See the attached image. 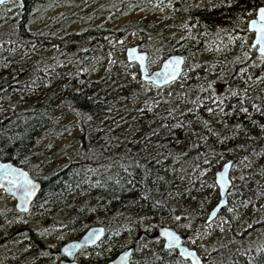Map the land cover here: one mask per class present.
Segmentation results:
<instances>
[{
	"label": "trees",
	"instance_id": "1",
	"mask_svg": "<svg viewBox=\"0 0 264 264\" xmlns=\"http://www.w3.org/2000/svg\"><path fill=\"white\" fill-rule=\"evenodd\" d=\"M74 1L78 5L80 0ZM49 2L19 0L0 6V149L4 153L0 160L24 168L33 178L40 176L35 178L41 188L30 213L36 215L37 224L66 231L58 244L79 238L91 226L105 227L104 238L76 256L79 263L105 264L133 247L132 264H189L175 251L162 250L158 239L156 253L150 256L139 249L135 232L151 221L165 225L175 216L186 219L189 197L201 196L203 189L218 197L213 177H202L200 170L207 165L215 169L235 153L249 161L245 183L258 186L257 175L264 173V82L255 77L264 76V66L256 52L245 60V51L251 48L245 21L254 17L264 0H96L85 17L65 15L34 29L37 9ZM141 6L172 13L179 38L161 53L185 59L179 80L166 87L171 94L158 100L142 99L112 70L108 76L92 78L89 69L94 48L107 50L110 40L119 35L95 22L102 17L115 21ZM185 21L195 27L181 28ZM73 22H80L79 30L64 31ZM64 62L71 68L63 70ZM240 68L246 72L237 75ZM125 70L144 90H159L140 80L135 64H127ZM229 90L238 95L230 96ZM217 94L214 104L211 97ZM219 97L225 98L223 102ZM241 99L246 113L240 111ZM136 102L141 106L121 111L122 104ZM66 111L76 116L82 132L77 157L39 175L33 150L64 126ZM98 120L102 122L96 124ZM233 188L229 196L237 192ZM263 191L256 194L258 201L247 197L246 208H258L249 224L238 229L226 210L221 213L230 220L231 238L213 241L212 264H264ZM16 214L13 209L0 214V264H45L37 256L44 248L37 231L30 232L20 246L5 243L8 236L2 225ZM150 233L144 230L141 237ZM50 247L52 256L60 258ZM24 248L32 249L28 258L18 255Z\"/></svg>",
	"mask_w": 264,
	"mask_h": 264
},
{
	"label": "rangeland",
	"instance_id": "2",
	"mask_svg": "<svg viewBox=\"0 0 264 264\" xmlns=\"http://www.w3.org/2000/svg\"><path fill=\"white\" fill-rule=\"evenodd\" d=\"M95 1L96 0H80L79 4L76 5L74 0H50L49 3H46V5L37 9L32 27L34 29H39L48 25L51 21L65 15L76 14L85 17L94 10ZM97 1L99 3L107 2V0ZM95 24L114 30L118 32L119 35L118 38L110 40V47L107 50L94 48L89 62V69L92 78L108 76L109 71L112 70L116 75H119L126 84L139 91L142 99L150 98L158 100L159 96L171 94V91L167 88L159 90H144L143 87L135 81L133 76L125 70L127 63L124 57V51L127 47L136 44H139L141 50L144 51H147L146 48H151L152 51L149 53V68L151 70L157 69L163 60L161 57L162 59L160 63L156 64L157 58L164 55V53H161L163 51L162 48L164 46H172L174 41L179 38L176 27L177 21L172 13L161 9H150L141 6L115 21H112L107 17H102L97 20ZM79 28L80 22H73L64 28V31L69 33L79 30ZM143 37L148 39L146 40L147 42H143ZM251 39L252 35L249 34L248 41L251 42ZM143 43H146L145 45L147 46H144ZM46 55H49L48 50H46ZM62 67L63 70L71 68L70 64L67 62H64ZM177 87L175 86L174 90ZM139 106H141L140 102L125 103L122 104L120 108L122 109V112H126L131 107ZM101 122L102 120H98L96 124ZM81 134L82 132L80 131L76 116L66 111L64 126H60L56 129L55 135L44 139L40 145L33 150V154L35 155L33 164H37V173L44 176L47 173L54 172L62 166H65L70 160L76 159L77 149L79 147V137ZM231 158L236 160V164L230 172V180L232 182V188L234 186L237 187V192H231V195L229 196V205L226 211L234 220L235 227L239 229L244 224H249L253 219L252 217H254V213L258 210L257 207V210L254 209L255 207L246 208V204H250L248 199L258 201L259 198H256V194L259 192L261 193V191L264 190V173H256L258 174L257 179H260L259 182H255L258 186H256L253 181L251 183H245V179L248 176L247 170L249 161L243 159L241 155L237 153ZM207 166L203 169L205 174L202 177L205 178V175H211V177H213L215 171L219 167L213 169L212 167ZM39 177L40 176L36 175L34 178L37 179ZM201 192V196L197 198L192 196L189 197V216H187L186 219H172L165 223V225L173 227L177 231L186 235V244L190 248L195 249L198 254L205 259V264H212L215 261V258L211 256L213 241L218 240L223 243L228 242L231 238V224L229 218L222 215L210 224L204 223L209 210L216 204L218 197H213L214 195L209 188L203 189ZM240 192L244 195L243 197L239 194ZM247 197L249 198L247 199ZM10 209H13L14 211V201L0 192V214ZM228 209H232V211H229ZM256 218L259 220L261 217L256 216ZM5 220L6 221L2 226L7 230L8 240H5L7 245L20 246L28 240L30 232L37 231L39 237L44 241L43 252L37 253V256L42 257L45 264H59L60 258L56 259L52 256L53 253L50 252V246L57 251L59 247L65 243L58 244L59 242H57L60 241L61 237L66 233L63 228L50 227L47 224H37L36 215L31 213L27 217L16 214L14 219ZM147 224L148 223H146L144 228L142 226L139 227L135 233L147 230ZM149 235L151 236V233ZM150 236L147 238L142 237L138 243V247L139 249L148 252L150 256H153L156 253L154 251L155 239ZM0 237L3 239L1 233ZM46 245L49 247H46ZM31 250V248H24V250L18 255L19 257L25 256L26 258ZM58 256L60 257V255ZM22 264H32V262L26 261L22 262Z\"/></svg>",
	"mask_w": 264,
	"mask_h": 264
},
{
	"label": "snow or ice",
	"instance_id": "3",
	"mask_svg": "<svg viewBox=\"0 0 264 264\" xmlns=\"http://www.w3.org/2000/svg\"><path fill=\"white\" fill-rule=\"evenodd\" d=\"M4 0H0V3H3ZM154 7L156 5H153ZM255 18L250 21H245L247 23V31L254 33V45H257L255 49L249 48L245 51V60L248 59L249 53H255L258 52L259 56L258 59L260 60V66H264V6H261L254 10ZM251 15V13H249ZM192 27H195V25H189L187 21H185L183 24H181V28H186L189 31ZM185 37H181V39H184ZM229 39H232V36L229 35ZM241 47H244L243 43L241 44ZM135 49H130L128 51L129 57H133V54L135 53ZM136 60L140 61V73L144 77V79L149 82L150 84H155L157 87L161 85H166L175 79L178 78V76L181 74L182 69L180 67L181 63L183 62V58L179 59H172V60H166L163 62V65L161 69L158 72L149 74L147 72V63H146V57L144 55L135 56ZM255 66V65H254ZM246 72L245 68H240L237 75L243 74ZM133 78L135 79V75H133ZM248 80H253L252 76L247 77ZM256 81H262L264 82V76H256ZM208 89L212 88V84H208ZM203 91V89H202ZM229 95L232 97H236L238 93L234 90H229ZM225 98L219 97V101L223 102ZM212 103L216 104L218 102V94L211 97ZM243 99H241V106L240 111L246 113L247 109L243 107ZM195 103V102H194ZM252 107L260 110L257 105L252 104ZM151 110V109H149ZM142 111V110H141ZM209 112L212 111L211 108L208 109ZM223 109H221V112ZM79 115V113H77ZM86 119H91L90 116H86ZM182 125H174V127H180ZM237 128L240 127V125H236ZM51 147V146H49ZM4 154L3 149H0V155ZM160 161H157L159 163ZM204 163L210 164L209 160H205ZM199 167V166H198ZM225 168L228 167V165H224ZM195 171V170H194ZM204 170H200V175L203 176ZM242 178V177H241ZM202 185L212 187L211 184H206L205 181H201ZM215 184H219L221 186H224L227 184V181L224 179L223 173L216 174L215 178ZM0 188L4 190L5 193H10L16 199L19 201V203L16 205L17 208L21 209L22 211L27 212L29 210V203L32 201V198L36 195V188L37 184L29 175L28 172L22 170L21 168L13 166L12 163H0ZM229 211H232V209H228ZM218 213L213 210L210 215L209 219H212L214 216H216ZM175 220H181V216H175ZM151 227V226H149ZM102 230H96V231H90L89 234L85 237L86 243H95L97 239H99L100 233ZM165 240L163 244V249L175 251L176 249H179L180 255L182 256H190L193 259V264H200V261L196 259L195 253L191 252L181 246V240L177 233H175L173 230L168 228H162L159 233ZM62 239V237H61ZM77 248H83V245L78 242H72L67 244L63 249V253L66 257L70 256L73 252V250ZM259 251V249H258ZM129 256V252L125 251L119 258L120 260H125Z\"/></svg>",
	"mask_w": 264,
	"mask_h": 264
},
{
	"label": "water",
	"instance_id": "4",
	"mask_svg": "<svg viewBox=\"0 0 264 264\" xmlns=\"http://www.w3.org/2000/svg\"><path fill=\"white\" fill-rule=\"evenodd\" d=\"M11 1H19V0H4L3 3H0V6L5 4V3H8V2H11ZM255 18V15L252 19ZM250 19V20H252ZM249 20V21H250ZM246 30H247V26H246ZM248 33L252 34V40H251V48L252 49H255L256 47H258L257 45H254L253 41H254V33L253 32H249L247 31ZM130 49H135V53L133 54V57H129L128 55V51ZM257 55L259 56V53L256 52ZM139 55H144L147 59H146V63H147V72L149 74H152V73H155V72H158L162 65H163V62L166 61V60H172V59H179V58H183V62L181 63L180 67L182 69V72H183V67H184V63H185V59L182 55H179V54H173L172 52H166L164 55H163V60L161 61L160 63V66L157 68V69H154V70H150V68L148 67V60H149V54L146 52V51H142L140 50V45L139 44H136L134 46H131V47H127L125 49V52H124V56H125V60L128 64H135L137 67H138V71L140 69V61L139 60H136L135 59V56H139ZM182 72L181 74L178 76L177 79H175L174 81L166 84V85H161L159 87H157L155 84H151L152 86L156 87V88H164V87H167L169 85H171L172 83L176 82L180 76L182 75ZM139 78L140 80L143 82V83H147V84H150L149 82H147L144 77L141 75L140 71H139ZM12 163L10 161H4V160H0V163ZM236 161L234 159H229L227 161H225L223 164L220 165V167L215 171L214 173V184H215V178H216V174L218 173H223V176H224V179L227 181V184H225L224 186H221L219 184H215L216 188H217V193H218V200L216 202V204L209 210L208 214H207V217L206 219L204 220V223L205 224H210L212 223L214 220H216L221 213H223L227 208H228V205H229V201H228V195H229V192L232 188V182L230 180V172H231V169L233 168V166L235 165ZM13 164V163H12ZM224 165H228L227 168L224 167ZM13 166L15 167H18V168H21L22 170L28 172L27 170H25L24 168L20 167V166H17V165H14ZM30 175V174H29ZM31 177V175H30ZM32 178V177H31ZM33 179V178H32ZM34 181L36 182L37 184V188H36V195L32 198V201H30L29 203V210L27 212L25 211H22L21 209L17 208L16 205L19 203V201L16 199V197H14L12 194L10 193H5L4 190L2 188H0V191L3 192L6 196L8 197H11L15 204H14V208H15V211L19 214H28L30 212V209H31V204L33 203L34 199L37 197L39 191H40V188H41V184L39 181L35 180ZM215 210L218 214L216 216H214L212 219H209V215L210 213ZM148 228L152 231V235L151 237L154 238V239H159V240H162L163 244L165 242L164 238L159 234L160 233V230L162 228H168V229H171L173 230L175 233H177L180 237V240H181V246L191 252H194L195 253V256H196V259L200 261V264H204V261L202 259V257L198 254V252L193 249V248H190L185 242L187 240V236L184 235L183 233L177 231L175 228L173 227H169V226H166V225H161L160 223H158L157 221H151L147 224ZM151 226V227H149ZM96 230H102L101 233H100V236H99V239H97L95 241V243H86L85 242V237L89 234L90 231H96ZM105 236V227L104 226H101V225H96V226H91L89 227L79 238L77 239H72L68 242H66L65 244H63L59 249H58V254L62 257H64L63 260H61L59 262V264H79L75 261V256L83 249H90L92 247H94L95 245H97ZM141 237V233H138L136 235V239L139 240ZM72 242H78V243H81L83 245V248H77L75 250H73L72 254L68 257L65 256V254L63 253L62 249L69 243H72ZM162 248H163V245H162ZM164 251H170V250H166V249H163ZM125 251H128L129 252V256L125 259V260H120V256L125 252ZM178 257L180 259H182L183 261H187L189 264H193V259L192 257L190 256H182L180 255V252H179V249H176L175 250ZM132 252H133V247H127L125 249H123L121 252H119L117 254V256L111 260V261H108L106 264H130V259H131V256H132Z\"/></svg>",
	"mask_w": 264,
	"mask_h": 264
},
{
	"label": "flooded vegetation",
	"instance_id": "5",
	"mask_svg": "<svg viewBox=\"0 0 264 264\" xmlns=\"http://www.w3.org/2000/svg\"><path fill=\"white\" fill-rule=\"evenodd\" d=\"M18 215V214H17ZM21 216H23V215H21ZM27 217V216H26ZM62 259H64V258H61L60 260H62ZM75 261H76V258H75ZM77 263H79L78 261H76ZM79 264H87V263H79Z\"/></svg>",
	"mask_w": 264,
	"mask_h": 264
}]
</instances>
